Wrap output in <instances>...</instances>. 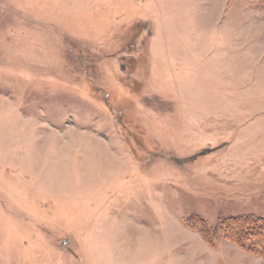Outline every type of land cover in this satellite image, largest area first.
I'll return each instance as SVG.
<instances>
[{
    "label": "rangeland",
    "instance_id": "1",
    "mask_svg": "<svg viewBox=\"0 0 264 264\" xmlns=\"http://www.w3.org/2000/svg\"><path fill=\"white\" fill-rule=\"evenodd\" d=\"M202 1L0 0V264H264V0Z\"/></svg>",
    "mask_w": 264,
    "mask_h": 264
},
{
    "label": "trees",
    "instance_id": "2",
    "mask_svg": "<svg viewBox=\"0 0 264 264\" xmlns=\"http://www.w3.org/2000/svg\"><path fill=\"white\" fill-rule=\"evenodd\" d=\"M251 218L252 217H242V218H240V220H237L235 223L234 222H231V223L228 222L225 224L227 231L234 230V229L236 230V232H234L236 234V236H235L233 241H238V243H240V244H242L245 241L243 233L246 229V226H247V228H249L251 226L252 231L255 233L256 232L263 233V231H262L264 229V223L263 222L260 224H257V225H254V224L247 225L252 220ZM227 237L230 238L229 236H227ZM256 238L257 239H255V238L253 239V243L256 242L257 245L263 247V249H264V235L263 236L257 235Z\"/></svg>",
    "mask_w": 264,
    "mask_h": 264
},
{
    "label": "crops",
    "instance_id": "3",
    "mask_svg": "<svg viewBox=\"0 0 264 264\" xmlns=\"http://www.w3.org/2000/svg\"><path fill=\"white\" fill-rule=\"evenodd\" d=\"M206 2H209L210 3V1H211V5H216L218 8H222L223 9V7L225 8L224 9V11H226V13H229L228 11V9H227V7L225 6V4L228 2L229 3V0H205ZM205 1H202V2H205ZM231 1V0H230ZM207 15H209V14H207ZM221 16V15H220ZM209 19H211V21H212V16L209 18ZM214 19V18H213ZM227 22V21H226ZM209 24H210V21L208 22ZM226 25L228 26L229 24L228 23H226ZM225 25V23H223V26L225 27L226 26Z\"/></svg>",
    "mask_w": 264,
    "mask_h": 264
}]
</instances>
